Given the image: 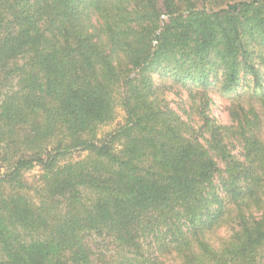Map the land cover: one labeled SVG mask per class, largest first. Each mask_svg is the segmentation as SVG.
Here are the masks:
<instances>
[{
  "label": "trees",
  "instance_id": "trees-1",
  "mask_svg": "<svg viewBox=\"0 0 264 264\" xmlns=\"http://www.w3.org/2000/svg\"><path fill=\"white\" fill-rule=\"evenodd\" d=\"M0 264H264V0H0Z\"/></svg>",
  "mask_w": 264,
  "mask_h": 264
},
{
  "label": "rangeland",
  "instance_id": "rangeland-1",
  "mask_svg": "<svg viewBox=\"0 0 264 264\" xmlns=\"http://www.w3.org/2000/svg\"><path fill=\"white\" fill-rule=\"evenodd\" d=\"M223 102L225 104L229 103V98L228 97H223ZM215 114L220 118L221 121L227 122V114L223 111V109L221 108V105H219L218 107H216V109H214ZM124 116L125 113L122 110V108L119 107L118 109V116L117 119L109 125H105L102 127L99 136L102 137L105 133L112 131L113 129H115V127H117V125L121 124L124 122ZM78 156H80L78 153L73 155L72 157L74 159H76ZM41 175V170L40 168H35L34 170H32L30 173L27 174V178L29 181L35 183L37 182V180L39 179ZM221 234L224 235L226 234L224 230L221 231Z\"/></svg>",
  "mask_w": 264,
  "mask_h": 264
},
{
  "label": "clouds",
  "instance_id": "clouds-1",
  "mask_svg": "<svg viewBox=\"0 0 264 264\" xmlns=\"http://www.w3.org/2000/svg\"><path fill=\"white\" fill-rule=\"evenodd\" d=\"M225 239H226V237H225ZM213 244H214V246L218 252L222 250V245L218 241H213ZM193 248L197 249V244L195 241L193 242Z\"/></svg>",
  "mask_w": 264,
  "mask_h": 264
}]
</instances>
